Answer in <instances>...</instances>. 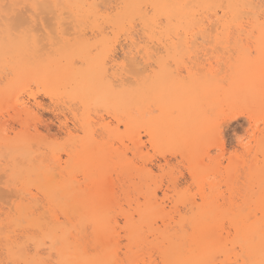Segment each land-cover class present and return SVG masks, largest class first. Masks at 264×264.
I'll return each instance as SVG.
<instances>
[{"label": "rangeland", "instance_id": "1", "mask_svg": "<svg viewBox=\"0 0 264 264\" xmlns=\"http://www.w3.org/2000/svg\"><path fill=\"white\" fill-rule=\"evenodd\" d=\"M105 2L107 4L104 6L106 7H103L102 10L114 6L117 0H105ZM103 4L102 2L99 7L101 8ZM23 8L21 7V12L26 11L25 14L28 15L27 10ZM67 21L69 22L66 20V23ZM42 22L47 24L45 17L44 21L42 18ZM51 24L48 22L46 25L49 32H53V28H55L53 33H61L57 25L53 27L55 22L54 25ZM70 28L73 30L69 25L65 31ZM85 28H87L85 37L94 40L93 37L97 34L92 33L91 28ZM51 29L53 30L51 31ZM67 32H63L64 36H68L69 32ZM133 33V37H136H134V41L137 39L136 43L141 46L140 42L144 39L138 26L134 28ZM247 33L251 35H240L233 31L229 43L222 45L220 43L222 41L215 38V32H208V36L198 38L197 45L200 48L197 52L189 47V52H185L180 58L173 55L172 52L169 53L167 43L164 44L160 40L159 44L158 41H155L150 45L157 54L149 61V64L152 65L148 69L154 73L158 67L152 61L158 57H166L169 61L167 69L172 73L170 74L182 79H188L190 74L198 71V73L201 71L204 74L210 69L218 78H225V76L226 79L231 78L234 73L232 67L236 59L233 53H237L235 45H242L243 49L249 46L252 49H258V33ZM123 36H120L119 41L116 42L117 45L115 44L116 52L114 53L118 56H116V59L118 58L116 62L119 64H124L123 58L126 55L123 56V52L125 51V54L128 49L130 51L133 48H129L130 41L126 40V35ZM140 54H138L139 57ZM109 66L111 67L109 73L120 69L113 68L111 64ZM76 67H80L79 62H76ZM0 73V88L6 87L15 79L14 73L7 67L0 68ZM126 76L129 78L128 74ZM226 84L227 82L224 83V85ZM67 92V90H50L33 79L22 82L14 90V96L9 101H0V136L9 140V143L0 141V205L2 206H0V212H2L0 215V261L9 258L5 246L6 237L11 235L15 240L17 234L24 236L38 229H42L41 235H44L48 233L46 229L53 224L58 229L63 228L67 233L69 232L67 237L71 242L78 239V242L83 244L82 246L89 254L102 249L96 248L94 245L95 239L92 236L95 234L91 233V230L93 231L91 222L79 225L80 220L77 215L71 214L70 221L58 209L49 211V205L62 203L60 197L62 194L59 191L53 192V199H51L43 182L38 180L36 169H49L56 181L72 177V183L69 186L71 200L73 201L76 193H79V197L75 198L76 203L78 200L84 199L86 200L85 205H91V203L102 205L105 216L110 222L108 227L109 229L112 227L110 234L114 244L113 253L117 254V259L120 261L126 259L129 261L131 255L139 251L138 264H158V262L164 264L161 249L167 245V241L163 239L162 234L173 235L174 232L180 233L181 230L190 233L188 222L199 209L204 208L203 205H215L218 208L227 205L228 208H231L232 206L229 207L231 204L233 207L239 205V207L247 208L246 205L254 204L257 186L254 182L248 181L247 174L248 167L252 164L260 163L257 166L264 164V154L256 143L264 130V105L262 103L245 101L230 105L227 102H222L218 106L217 112L213 110L207 112L208 127L203 130L197 143L187 142L189 146L186 147L184 144L166 141L159 131L158 138L152 137L144 127H136L130 134L124 126L126 119L121 113L116 112L112 107L97 105L94 100L85 103L68 95ZM153 99L154 101L157 99L159 104H163L164 98L161 97L159 100L157 96H154ZM22 108L27 109L28 112L25 113ZM130 111L133 116L138 117L135 108ZM160 114L158 107H151V116L158 118ZM210 114L221 118L231 117L227 119L226 127L230 129V134L226 138L213 137V129L219 127V121L211 119ZM135 134L136 138L140 137L137 144L134 143L135 141L133 142L134 139L132 140V135ZM83 142L86 148L82 144ZM136 145L138 147H135ZM97 150H101L103 153L98 156ZM74 157H77L80 162L74 163ZM194 171L201 173V176L196 177ZM174 173H179V175L176 176ZM59 174L61 175L59 176ZM165 192L168 193L167 200L164 198ZM73 204L75 205V203ZM77 204L79 205V202ZM150 204L159 206L156 209H159L161 214L152 217L154 219L150 221L152 223L147 222L149 223L147 225H150L148 227H151L148 229L147 225L141 224V214L143 216ZM17 205L31 206V217L38 219V226H28L25 219H20L15 212ZM32 206H35V209ZM39 213L41 215L44 213L45 218ZM161 219L166 220L167 228ZM64 221L68 225L63 224L66 223ZM184 221L187 222V228L182 226L184 229H181V225H185ZM46 222L49 224L46 225ZM221 223L224 224V218L218 224L217 233L220 232L219 236L223 237L229 252L232 247L229 240H234V229L232 236H229L228 231ZM129 224L139 225L138 227L141 228L138 234H141L143 239L142 245H130L128 227L130 228L131 225ZM169 224L170 228H168ZM42 226L45 227L42 228ZM151 232L155 235L158 234L157 237L153 236ZM75 234H78L77 238ZM45 243L46 246L41 248L40 255L35 258L41 260L44 258L45 260L59 259L57 252L59 247H54L55 243H52L50 239ZM145 244L147 245L145 246ZM147 247L148 251H146ZM33 252H35L34 247ZM147 252L150 253L146 254ZM229 253L232 256H230L232 262L237 254ZM223 259L222 254L215 256L217 264H221ZM143 261L144 263H142Z\"/></svg>", "mask_w": 264, "mask_h": 264}, {"label": "bare ground", "instance_id": "2", "mask_svg": "<svg viewBox=\"0 0 264 264\" xmlns=\"http://www.w3.org/2000/svg\"><path fill=\"white\" fill-rule=\"evenodd\" d=\"M100 1L0 0V68L7 67L15 76L12 83L0 88L1 102L9 101L14 96V90L22 82L35 79L50 90H67L68 95L80 99L85 103H88L89 100H94L97 105L112 107L116 112L121 113L125 117L124 126L130 134L133 133L136 127H144L147 130L146 132H149L148 134L152 137L158 138L159 131L166 141L184 144L186 147L189 146L187 142L197 143L203 130L208 127L207 112L210 110L217 112V108L222 102H227L230 105L245 101L262 103L261 71L258 61L249 62L243 57H236L234 66L232 67L234 73L228 79H226V76L225 78H218L212 69L204 74L201 71L198 73V71L189 75L188 79H182L179 76L178 78L171 75L172 73L167 69L169 61L166 57L159 58L158 55V58L156 57L157 59L152 61L155 62L158 69L154 73H151L148 68L152 64H149V61L154 56L150 54L148 48L136 43L137 39H135V44H133L135 37H133V30L136 26L139 27L143 35V41L146 44L150 45L155 41L159 42L162 40L164 44H168L169 49H167L170 50L169 53L172 52L173 55H177L179 58L185 52H189V44L191 45V50L193 49L194 52H197L200 48L197 45L198 38L208 36V32H215V38L221 40L222 42L220 43L222 45L229 43L228 41L233 31L245 36L251 35L247 32H257L259 36L257 41L260 44L264 40V30H262V25H264V9H261L262 0H117L114 6L105 8L104 10L102 8L106 7L104 5L107 3L105 0H102L104 4L100 8L99 5L101 6L102 3ZM152 5H156L157 7H151ZM21 7H24L23 9H26L29 14H25L26 11L22 13ZM149 12L156 16L163 15L169 17L172 23L166 24L163 28L152 27L146 34L144 24L140 23V21L145 19L146 13ZM18 16L30 22L32 28L25 32L22 37L13 40L9 38L7 29L16 30L18 27ZM44 17L47 20V24L48 22L52 24L55 22L53 27L57 25L61 33H53L55 28H53L54 30L51 29L53 32H49L47 24L42 22V18L44 21ZM66 20H69V22L67 21L66 23ZM134 20L136 21L135 23H133ZM233 21H239V23L235 24ZM41 23H44V26ZM64 23L65 25L68 24L66 28ZM69 25L73 28V30L69 29L73 31H71L72 34H70L69 30L65 31ZM229 26H231V30H229ZM85 27L91 28L92 33L97 34L93 37L94 40L85 37V29H87ZM107 30L109 32H105ZM63 32H67L68 36H64L65 33L63 34ZM123 35H126V40L130 41L129 48L135 47L138 54L141 53L139 63L136 64L133 71L125 70V61L127 60L131 64L132 56H124V48V58L122 57L124 64L116 62L118 59H116L117 55L114 53L116 52V42ZM235 46L237 53L243 49L242 45L237 44ZM227 48L229 47L227 46ZM131 50L132 48L130 51L128 49L127 52L130 53ZM191 56L193 57V55ZM197 57L199 59V56ZM229 58L231 57L229 56ZM178 59L177 61H179ZM190 59L192 58L190 57ZM173 60L176 61L174 58ZM76 62L80 63V67H76ZM109 64L113 68L117 67V69H120L114 71V73H109L111 68ZM142 64H144V68H142L143 66L141 67ZM5 72L4 74L7 73ZM127 74L129 78H127ZM225 82H227L226 85H224ZM154 96H157L159 100L161 97L162 99L164 98L163 104H159L157 99L154 101ZM152 106L159 108L161 114L158 118L150 115ZM133 108L138 112V117L131 114L130 110ZM22 111L28 112L25 108H22ZM146 115H149V117H146ZM258 132L260 133L261 131ZM261 135V138L258 137L260 139L256 140V143L264 154V147H262L264 146V130ZM5 138L0 136V141L9 143V140ZM139 138H136V134L132 135V140L134 139L133 142L135 141V144L138 143ZM82 144L85 147V143L83 142ZM135 147H138V145ZM102 153L101 150H97L98 156ZM56 162L58 163V161ZM79 162V159L74 157V163ZM259 164L249 166L247 174L248 181L250 183L254 182L257 186L254 204L246 205L247 209L253 207L250 210H254L249 211L255 223L248 224L246 217H239L237 220L241 227L242 237L246 238L249 234L254 235L257 249L255 258L257 259L259 258L260 221L264 217V187H262L264 185V164L257 166ZM35 172L38 180L43 182L51 199H53V192L59 191L62 194L60 196L62 203L60 205H49V211L51 209H58L66 216L67 220L71 214L77 215L78 220H80L79 225H83L84 222H91L93 224V231L91 230V233L94 232L95 234L92 236L95 239V242L93 241L94 245L96 248H102L100 251H96L95 254H89L86 248L82 246L83 244L81 245V242H78V239H74L75 241L71 242L67 237L69 232L67 233L63 228L58 229L52 223L53 226H49L46 231L51 234L52 238L50 240L52 243L59 242L60 244L59 248H56L59 259L92 260L107 258L104 250L109 245L113 249L114 244L110 234L112 227L110 229L108 227L110 222L107 216H105V210L102 205L98 203L85 205L86 200L84 199L78 200V205V202H75V198L79 197V193H76L72 201L69 195L71 193L69 186L72 183V177L56 181L49 169H36ZM194 173L198 178L201 176V173L195 171ZM149 200L151 201V198ZM152 204L146 208L143 216L141 214V224L147 225L149 224L147 223L148 221L154 220L152 217L161 214V211L156 209L159 206L156 207V205ZM30 207L17 205L15 206V212L20 219L26 220L28 226H38V219L31 217ZM34 207L33 209H35ZM203 207L191 219L189 218L188 227L191 229L190 233L181 230L180 233L176 231L173 235L166 234L167 236H165V234H162V237L164 236L163 239L167 241V245L161 249L164 264L175 260L213 261L215 260V256L219 254H222L224 257L222 262H226V264H235L238 259H241L235 255L234 260L231 262V253L227 251L223 237L219 236L220 232L218 231L219 233H217L218 224L223 218L222 213L218 210L219 208L215 205H203ZM229 207L233 208V205L230 204ZM1 214L2 212H0ZM165 221L162 220L161 222L166 227ZM46 223V225L49 224V222ZM184 223L185 225H181V229H184L182 226L186 227L187 222L184 221ZM63 224L68 225L67 222ZM132 225L130 228L128 227L131 240V243H129L130 245H142L143 239L140 236L141 234H138L141 228L138 227L139 225ZM219 227L221 226L219 225ZM150 228L148 227V229ZM168 228H170V224ZM167 230L166 233H168ZM153 231L155 233V230ZM162 232L165 233V231ZM151 233L153 236L155 235L153 232ZM75 235L77 238L78 234ZM157 235L155 236L157 237ZM149 239L151 238L149 237ZM86 247L88 248V246ZM147 249L148 247L146 251H148ZM138 252L133 253L129 261L138 262L137 260L140 256ZM148 253L150 252L146 254ZM116 255L114 254L115 258H117ZM241 264H243L242 259Z\"/></svg>", "mask_w": 264, "mask_h": 264}, {"label": "snow or ice", "instance_id": "3", "mask_svg": "<svg viewBox=\"0 0 264 264\" xmlns=\"http://www.w3.org/2000/svg\"><path fill=\"white\" fill-rule=\"evenodd\" d=\"M35 7V6H33ZM151 7H157L152 5ZM262 9H264V0H262ZM136 21L134 20L133 23ZM140 23L144 24L145 33H148V30L152 27L163 28L166 24H171L172 20L169 17L163 15L156 16L153 13H146V18L142 19ZM233 23L238 24L239 21H233ZM17 25L15 31L9 28L7 29L8 36L10 39L16 40L19 37H22L25 32L32 28L30 22L25 20L23 17H17ZM231 30V26H229ZM262 30H264V25H262ZM154 38V37H152ZM141 46L148 48L151 55L155 56L157 53L152 48L151 45L146 44L145 41L141 40ZM135 44V41H133ZM191 48V45H189ZM126 57L128 55L132 56V63L129 64L127 60L125 61L124 67L127 71H133L136 64L139 63V55L135 47L132 48L131 52L125 53ZM233 56L237 58L243 57L249 62L258 61L261 71V97L262 105H264V40H262L258 46V49H252L251 46L248 48L242 49L239 53H233ZM191 75V74H190ZM118 86V85H117ZM244 114V113H240ZM210 118L213 120L219 121V127L213 129V137L216 138H226L230 134V129L226 127L227 119L231 118H221L210 114ZM264 147V146H262ZM178 176L179 173H174ZM264 187V185H262ZM205 191H207L205 189ZM165 200L168 199V193L164 194ZM175 198V197H174ZM199 199V197H198ZM224 218L223 227L229 233V236H232V230L235 229V239L230 241L232 247L229 249V252H234L239 258L243 260V264H264V217L260 221V245L258 249L259 258H255L257 255V249L255 246L254 235L249 234L246 238L241 235V227L237 222L239 217H246L248 224H254L250 211L247 208L239 207V205L234 206L233 208H228L227 206H220L218 209ZM231 221V222H230ZM42 230H36L27 233L24 236L17 234L15 240L12 239L11 235L6 237V248L8 250L9 258L6 260L0 261V264H138L136 261H120L115 258L113 249L109 245L105 248V254L107 258L105 259H92V260H61V259H46L40 260L35 257L40 255V249L46 246V241L51 239L50 233H45L41 235ZM33 247L35 252H33ZM54 247H59V242L54 244ZM95 254V253H94ZM241 259H238L235 264H241ZM159 264V262H158ZM166 264H217L215 260L206 261V260H175L166 262ZM221 264H226V262H221Z\"/></svg>", "mask_w": 264, "mask_h": 264}]
</instances>
